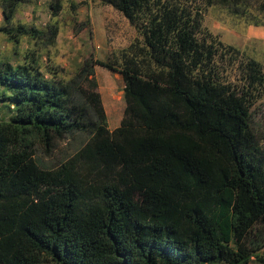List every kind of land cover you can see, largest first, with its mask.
I'll return each instance as SVG.
<instances>
[{
    "label": "trees",
    "instance_id": "16d2710c",
    "mask_svg": "<svg viewBox=\"0 0 264 264\" xmlns=\"http://www.w3.org/2000/svg\"><path fill=\"white\" fill-rule=\"evenodd\" d=\"M24 2L0 0V32L53 44L58 25L14 23ZM100 2L137 32L121 58L88 59L68 83L47 77L35 51L0 60V264H264V150L251 127L264 68L248 58L243 84L229 83L217 58L240 51L198 37L208 8L248 18L250 1ZM95 66L124 81L112 131ZM75 135L87 140L70 158L37 157Z\"/></svg>",
    "mask_w": 264,
    "mask_h": 264
},
{
    "label": "rangeland",
    "instance_id": "374dc122",
    "mask_svg": "<svg viewBox=\"0 0 264 264\" xmlns=\"http://www.w3.org/2000/svg\"><path fill=\"white\" fill-rule=\"evenodd\" d=\"M19 7L15 24H23L49 34L52 25H58L59 33L53 44L47 40H32L24 37L19 45L11 42L0 32V60H9L14 65L24 62L29 51H35L40 59L42 71L47 77H55L68 83L79 72L88 59L114 61L121 58L138 38L135 28L112 6H104L100 0H61L63 10L53 16L51 4L54 0H24ZM249 16L242 18L232 14L229 8L215 5L205 13L203 29L199 39L211 33L216 43L233 46L241 53L237 62L223 55L217 58L218 70L223 80L234 85L243 84L242 64L248 58L255 59L264 68V27L251 24L264 22L259 12L261 0H249ZM255 17V18H254ZM4 25L0 9V28ZM255 34H251V28ZM225 49L221 50V53ZM95 76L112 131L118 127L126 107L124 81L122 76L106 68L95 66ZM88 88L87 85H85ZM6 117L7 110L0 105V119ZM251 127L264 150V94L251 111ZM85 135L67 137L58 147L48 153L45 148L37 150V157L47 166H54L73 156L86 142ZM264 253V250L261 251ZM251 264H258L256 258Z\"/></svg>",
    "mask_w": 264,
    "mask_h": 264
},
{
    "label": "crops",
    "instance_id": "0c3cea01",
    "mask_svg": "<svg viewBox=\"0 0 264 264\" xmlns=\"http://www.w3.org/2000/svg\"><path fill=\"white\" fill-rule=\"evenodd\" d=\"M251 34H255V28L254 27H252L250 30V36H251Z\"/></svg>",
    "mask_w": 264,
    "mask_h": 264
}]
</instances>
